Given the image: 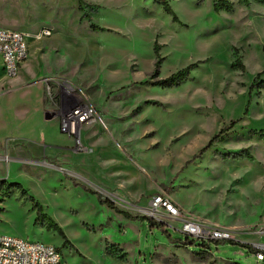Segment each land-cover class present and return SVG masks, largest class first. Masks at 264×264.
Wrapping results in <instances>:
<instances>
[{
    "label": "rangeland",
    "instance_id": "obj_1",
    "mask_svg": "<svg viewBox=\"0 0 264 264\" xmlns=\"http://www.w3.org/2000/svg\"><path fill=\"white\" fill-rule=\"evenodd\" d=\"M231 1L215 12V0H168L176 21L158 0H0V26L30 36L29 85L0 69L13 83L0 109L26 132L14 145L41 151L0 161V236L55 246L61 264H264L253 247L264 243V88L250 90L264 71V5ZM37 93L45 124L28 103ZM79 106L91 120L70 135L63 117ZM157 198L179 214L150 215ZM38 204L68 244L36 224ZM186 221L233 238L185 245Z\"/></svg>",
    "mask_w": 264,
    "mask_h": 264
},
{
    "label": "built area",
    "instance_id": "obj_2",
    "mask_svg": "<svg viewBox=\"0 0 264 264\" xmlns=\"http://www.w3.org/2000/svg\"><path fill=\"white\" fill-rule=\"evenodd\" d=\"M49 30L43 29L38 36H49ZM28 33L9 27L0 26V57L5 75L9 78L18 76L22 64L27 60L29 53ZM91 111L84 107H76L63 117L62 128L70 135H75L78 130L91 120ZM0 161L9 163L8 154L0 156ZM159 208H164L171 216L179 214L178 208L170 202L157 198L152 201L150 215L157 218ZM182 233L197 243L204 242L208 245L217 242L231 241L232 232L225 228L202 225L193 221H186ZM217 245V244H216ZM257 248L258 261H264V243L253 245ZM63 260L60 249L42 242L0 236V264H61Z\"/></svg>",
    "mask_w": 264,
    "mask_h": 264
},
{
    "label": "crops",
    "instance_id": "obj_3",
    "mask_svg": "<svg viewBox=\"0 0 264 264\" xmlns=\"http://www.w3.org/2000/svg\"><path fill=\"white\" fill-rule=\"evenodd\" d=\"M0 59H1V57H0ZM25 63H26V61L22 64V67H21L19 73H22V71L24 69H26L27 67L30 66V65H28L27 67L26 66L23 67ZM0 69H1L2 73L5 74L2 60H1ZM22 75H23V73H22ZM14 80L16 81L15 86H17V87L29 85L28 83H25V82H24L25 84L21 83V81L23 82V78L20 74H18V76L15 77ZM17 80H20V81H17ZM8 85H11V87H12L13 83L11 81L8 82V79L6 77H4L3 79H0V101L3 99H6L7 96H9V92H8L9 86ZM35 102L38 103V105L36 106L37 107L36 110H34L36 118H39V116H40V122H42V124H45V122L47 123L48 120L44 119L46 112L43 109V100H42V97L39 93H37L35 96L32 95V99H28V103H30L31 107H33L35 105ZM27 105H29V104H27ZM41 114L43 115V119H41ZM6 116H7V112L4 110L2 111L0 109V155L5 154L7 152L10 155H12V157H13L12 159L15 162L21 161L24 163H32L33 161H38L37 158H39V156L41 155L40 149L30 150L27 146H25L23 144H18V145L15 144L14 145V143H17L18 141L25 139L26 132H24L23 130H21L19 128H16V130H13V126L11 124L12 117H11V115L8 118ZM7 120L10 124L9 126L6 125ZM57 124L59 125V123H57ZM6 126H8V128L10 129L9 130L10 132L5 131ZM58 128H59V126H58ZM13 136L18 137L19 139L16 138V140L13 141V138H12ZM40 139H43V141L46 139L43 133H42V135H40ZM0 173H2V170H0Z\"/></svg>",
    "mask_w": 264,
    "mask_h": 264
},
{
    "label": "trees",
    "instance_id": "obj_4",
    "mask_svg": "<svg viewBox=\"0 0 264 264\" xmlns=\"http://www.w3.org/2000/svg\"><path fill=\"white\" fill-rule=\"evenodd\" d=\"M239 4L245 6V7H249L251 5L252 2H257L260 4L264 5V0H236ZM158 2L163 5L165 12H167L169 15H171L173 17L174 20H178L177 15L175 14V12L173 11L171 5L169 4L168 0H158ZM213 9L215 12H221V11H225V12H231L233 9V3L231 0H215L214 4H213ZM237 66V65H235ZM190 73V69L186 68L183 69L175 74H173L171 77H169L167 80L164 81V84L166 85H171V86H176L179 85L180 83H182L183 81H185L188 77ZM264 75V71L257 74V76L255 77L253 84L250 88L251 91H253L256 88H264V79H262V76ZM232 124H235L234 122H232ZM213 140H211L201 151L199 154L204 153L210 146ZM198 156H195V158ZM99 199L100 202L102 204H107L109 207H111L112 209H116V207L109 201L106 199H103L102 196L99 194ZM38 208H39V214L36 218V224H44L45 227L50 230V231H54L57 232L64 240V245L69 243V240L67 238V236L65 235L62 227L48 214L43 212V207L38 204ZM128 218H134L129 214H125ZM144 218V217H142ZM190 242V244H194L195 246H199L200 248H206L208 247V245L204 242L201 243H197L194 240H191L189 238L185 239V245H188ZM201 251H205L203 249H201ZM209 252V251H206Z\"/></svg>",
    "mask_w": 264,
    "mask_h": 264
},
{
    "label": "bare ground",
    "instance_id": "obj_5",
    "mask_svg": "<svg viewBox=\"0 0 264 264\" xmlns=\"http://www.w3.org/2000/svg\"><path fill=\"white\" fill-rule=\"evenodd\" d=\"M110 66H111V67H114L115 65H113V64H110ZM110 66H108V67H110ZM106 68H107V67H106ZM110 75H112V74H110Z\"/></svg>",
    "mask_w": 264,
    "mask_h": 264
},
{
    "label": "water",
    "instance_id": "obj_6",
    "mask_svg": "<svg viewBox=\"0 0 264 264\" xmlns=\"http://www.w3.org/2000/svg\"><path fill=\"white\" fill-rule=\"evenodd\" d=\"M48 119H50V118L48 117Z\"/></svg>",
    "mask_w": 264,
    "mask_h": 264
}]
</instances>
